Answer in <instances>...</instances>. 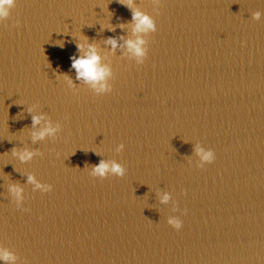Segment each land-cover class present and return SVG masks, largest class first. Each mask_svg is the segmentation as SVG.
Listing matches in <instances>:
<instances>
[{"label":"water","instance_id":"1","mask_svg":"<svg viewBox=\"0 0 264 264\" xmlns=\"http://www.w3.org/2000/svg\"><path fill=\"white\" fill-rule=\"evenodd\" d=\"M89 44L101 91L70 67ZM0 264H264V0H13Z\"/></svg>","mask_w":264,"mask_h":264},{"label":"clouds","instance_id":"2","mask_svg":"<svg viewBox=\"0 0 264 264\" xmlns=\"http://www.w3.org/2000/svg\"><path fill=\"white\" fill-rule=\"evenodd\" d=\"M13 6V0H0V19L7 17L9 14V8ZM132 19L137 20L136 29L139 31H144L145 29L154 30L153 25L149 18L146 16H142L139 12L132 13ZM107 43L111 44L113 47L116 46L115 39H109ZM128 49L137 57L143 56V49L139 47L142 44V41L137 39L135 42L126 41ZM77 49H83L85 46L83 44H77ZM71 64L70 67L75 70L76 78L83 79L86 83H90L97 91L104 90L106 88V84L104 83L106 76L109 74L108 67L101 64V58L95 50V47L91 44L87 45V50L83 52L82 55H75L70 58ZM41 120L39 115H34L32 117V123L36 124ZM55 129L51 126H45L42 130L35 133L34 136L43 137L45 133H51ZM32 155L31 152L24 151L20 153V159H28ZM202 159L211 161L214 159V155L211 151L205 152L202 156ZM105 171H111L116 175H120L122 173V169L116 165L112 164L109 168V165L104 161L98 162L93 166V174L103 176ZM29 180H32V177H28ZM39 186V185H37ZM17 193L19 189H15ZM163 200H167L168 197L165 195L162 197ZM168 224L172 225L173 228L179 229L181 227L182 221L178 218H168ZM3 258L8 259V253H3Z\"/></svg>","mask_w":264,"mask_h":264}]
</instances>
